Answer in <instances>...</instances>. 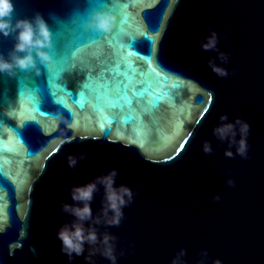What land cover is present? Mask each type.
Returning a JSON list of instances; mask_svg holds the SVG:
<instances>
[{"label":"water","instance_id":"water-1","mask_svg":"<svg viewBox=\"0 0 264 264\" xmlns=\"http://www.w3.org/2000/svg\"><path fill=\"white\" fill-rule=\"evenodd\" d=\"M12 3L13 20L43 16L53 63L38 76L0 74V262L68 264L55 232L70 218L59 203L71 185L115 168L116 183L134 191L119 226L107 228L117 237V264H170L181 248L186 264H197L201 250L206 264H264V0ZM91 9L120 15L111 39L82 27ZM209 28L225 37L218 47L229 53L226 77L207 63L216 53L197 43ZM12 44V35L0 36V53ZM101 76L110 96L97 99ZM222 113L248 123L247 158L226 157V143L212 135ZM205 140L211 154L201 150ZM80 153L85 159L69 168L67 155Z\"/></svg>","mask_w":264,"mask_h":264},{"label":"clouds","instance_id":"clouds-1","mask_svg":"<svg viewBox=\"0 0 264 264\" xmlns=\"http://www.w3.org/2000/svg\"><path fill=\"white\" fill-rule=\"evenodd\" d=\"M12 0H0V36L12 35L13 44L7 54L0 53V74L14 76L17 70L34 75H40L41 65L50 69L53 57L50 50L53 47V33L48 27L43 16L37 11L31 17L17 18L13 20ZM116 21V17L109 11L91 9L82 18L84 28L98 32L109 33ZM76 23V20H72ZM223 34L209 28L208 33L197 43L204 51L216 53L207 61L209 67L218 76L226 77L229 71L223 65L228 63L229 53L219 49L218 43ZM219 60L220 63H216ZM233 70V74H234ZM12 110L6 114L11 118ZM52 120H61L59 113L48 114ZM218 123L212 128V135L221 143H226L224 155L232 157L234 154L241 158H247V136L249 125L239 117L228 119L227 113L218 117ZM42 131H46L41 125ZM235 149V152H233ZM201 150L205 154H211L213 148L211 142L205 140L201 144ZM86 153L78 156L68 154L66 157L69 168L75 167L78 160H83ZM230 172V169H226ZM118 170L108 169L93 177L84 184L71 185L68 189L69 201H61L59 210L70 219L56 228V238L60 242V251L72 264L75 257L83 256L86 264H95L94 257L99 255L106 259L109 264H117V237L107 231L108 227L119 226L123 219V209L132 203L134 191L125 184H117ZM228 186H234L235 181L229 176L226 179ZM97 192H102L100 207L96 214L93 213L92 201ZM217 194L213 200H219ZM101 227L104 231H100ZM120 255L123 254L121 250ZM200 260L197 264H206L207 251L201 250ZM185 250L179 249L170 264H186L183 259ZM213 264H220L214 260Z\"/></svg>","mask_w":264,"mask_h":264},{"label":"snow or ice","instance_id":"snow-or-ice-1","mask_svg":"<svg viewBox=\"0 0 264 264\" xmlns=\"http://www.w3.org/2000/svg\"><path fill=\"white\" fill-rule=\"evenodd\" d=\"M125 7H127V5H125ZM113 15L116 17V21H115V24H114L112 30L109 33L98 32V31H95V30L94 31L97 32V33H102V35H108L109 39H111L112 34L115 31L118 30L119 26L123 22L121 17H120V15L118 13L113 11ZM82 27H83V25H82ZM149 29L151 31H155V30H152L151 25H149ZM80 47H83V45H81ZM55 55H56V52H55ZM75 55H76V52H75V50H73L72 52L68 53L67 58L65 57V55H63L61 60L58 61L57 63H60L61 61H64L66 63L67 59L73 58ZM106 71L107 70H105V73H106ZM180 88H181L180 84L173 85V89L175 91H179ZM84 90L88 91L89 90V85L85 84L84 85ZM94 91H96L97 99H99L100 96L103 95L106 91H108V95L110 96V82L105 79V76H101L100 77V80H99L98 84L96 85ZM165 93L168 94V95H173V93L172 92H168L167 89H165ZM116 98L119 99L120 98L119 95ZM159 102H160V100H159V96H158L156 102L153 103L152 106L155 107L156 105H158ZM109 106L110 107H118L119 105L110 104ZM6 183H7V181H6L5 177H4V174H3L2 171H0V186H3ZM0 264H2V262H0Z\"/></svg>","mask_w":264,"mask_h":264}]
</instances>
